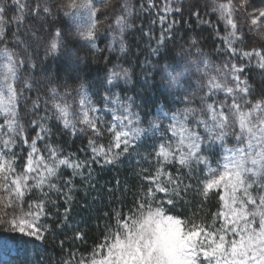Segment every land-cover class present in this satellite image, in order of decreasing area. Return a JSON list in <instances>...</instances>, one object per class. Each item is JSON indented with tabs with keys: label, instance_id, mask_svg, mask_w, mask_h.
Masks as SVG:
<instances>
[{
	"label": "snow or ice",
	"instance_id": "6c2138e0",
	"mask_svg": "<svg viewBox=\"0 0 264 264\" xmlns=\"http://www.w3.org/2000/svg\"><path fill=\"white\" fill-rule=\"evenodd\" d=\"M146 2L150 8L145 9L141 4L143 11L159 7L154 0ZM214 3L213 11L218 12L224 24L231 27L223 37L226 47L222 49L229 54L223 67L229 73L230 86L224 89L219 81H205L200 89L202 111L199 117L192 106H186L171 113L173 122L164 126L163 132H160L161 124L156 126L159 117L144 129L139 126L140 117L132 110L131 103L122 100L118 93L109 95L111 89L118 86L115 81L128 77V70L123 69L111 71L105 81L109 88L103 96V107H109L110 103L117 106L110 108L113 120L106 122L102 115H96L100 110L84 92L83 85L78 92L79 113L74 120L72 105L66 99H58V90L53 86L49 89L50 105L45 102L52 115L30 121L33 128L28 130L39 128V131L34 138L26 136L25 125L19 121V93L14 83L19 79V68L26 61L19 59L8 47H0V58L6 57L0 62V73L7 72L12 79V107L3 106L7 101L0 103V192L7 193V197L0 199L12 206L14 214L6 223L10 229L23 234L25 243L46 241V233L52 231L51 226L43 222L53 215L50 205H55V201L49 198L50 192L62 193L70 204L73 178L83 175V170L91 162L102 160L104 164H112L120 156L128 154L142 137L159 133L160 139L148 154L154 160L155 174L148 173L143 177L147 187L134 200L127 214L115 212L112 228L88 257L78 260V264H264V95L256 99L251 85L243 78L247 64L253 60L260 69H264V47L250 50L234 47L237 40L242 41L238 35L236 14L243 12L250 25L258 30L264 25V7H254L251 0H239L238 4L234 0H214ZM13 8L15 13L8 16ZM249 8L252 11H248ZM81 10L88 11L91 23L84 29L78 28L76 34L95 46L98 9L92 0H60L55 9L42 7L38 0H10V4L8 0H0V44L7 40L12 24L17 26L14 34L17 42L22 43L19 30L27 17L40 18L42 13L53 15L54 11L76 16ZM126 11L128 16L133 14L131 7ZM172 12L170 4L165 3L157 13L159 23H168L169 31L176 23L168 21V14ZM115 23L121 32L125 27H132L126 24L125 16H118ZM164 38L165 33H162L157 43L162 44ZM62 40V32L57 29L47 43L46 55L56 53ZM192 43L196 44L195 38ZM120 51H124L123 44ZM235 57L247 58V63L243 59L239 63L232 62ZM26 59L32 68L37 66L31 63V57ZM200 64L202 67L199 66L198 71L207 72L212 68L207 59L202 58ZM189 70V66L184 65L182 71L169 72L168 75L174 85L182 86L180 77ZM24 87L31 88L32 83L26 79ZM217 91L227 93L230 102L212 99ZM249 96L254 98L250 100ZM184 100L188 105L193 103L188 96ZM40 107L41 101L37 97L33 108L38 110ZM50 118L62 121L63 126L71 128L74 134L85 129L90 131L92 136L88 139V147L93 157L79 160L74 158V154L65 155L50 143H45L43 150L38 147V142L45 141L49 134L46 121ZM77 124L84 127L78 128ZM200 125H203V133L197 130ZM169 132L172 137L167 136ZM105 134L108 136L107 147L97 143ZM229 137H234L236 143L229 145ZM217 141L221 142L224 154L215 158L205 154ZM18 144L28 145L23 157H18L14 151ZM176 165L181 170L188 169V175L168 171L169 167ZM61 166L73 170L72 177L63 181L64 187L53 182L62 179ZM193 172L198 173L195 187L200 195L207 200L214 194L217 199V211L210 215V222L202 219L199 225L169 214L175 209L180 191L187 192L192 187L184 180L190 179ZM34 191L39 193L35 199L28 195ZM68 214L69 208L65 207L63 221H67ZM83 238L82 233L74 235V239Z\"/></svg>",
	"mask_w": 264,
	"mask_h": 264
},
{
	"label": "trees",
	"instance_id": "16d2710c",
	"mask_svg": "<svg viewBox=\"0 0 264 264\" xmlns=\"http://www.w3.org/2000/svg\"><path fill=\"white\" fill-rule=\"evenodd\" d=\"M8 2L10 4V0ZM38 2L42 7L55 9V5L60 0H38ZM92 2L98 9L95 15L97 21L95 46L76 34L71 16L55 11L53 15L42 13L40 18L27 17L19 30V40L22 43H18L14 35L17 33V26L10 25L7 40L0 44V47H8L19 59L26 61L18 70L19 79L14 82L19 93L17 108L19 121L25 125L26 136L34 138L39 131V128L28 130L33 128L30 121L52 115L51 108L46 107L45 104L47 102L50 105L49 100H45L49 95L50 87L53 86L58 92H63L64 97L68 99L72 89L83 85L88 90L94 105L100 110L97 114L102 113L109 118V115L101 112L103 96L109 88L105 81L111 71L123 69H130L129 76L115 81L118 86L112 88L109 93H118L122 100L132 104V110L140 117L139 126L144 129L148 128L150 121L156 119V109L159 105H164L172 113L186 106L201 107L199 97L202 95L200 89L204 82L201 73L193 68L187 82L182 81V86L178 85L174 94L166 95L167 90L162 89L165 78L163 70L166 67L171 70L173 64L187 65V61H191L192 64L199 61V66L202 67L200 61L204 58L212 65L208 71L215 74L217 67H223L228 61L229 54L222 51L226 47L223 37L231 31V27L226 26L219 18L218 12L213 11L210 2L154 0L159 7L150 11H143L140 8L141 4L145 9L150 8L146 0L125 2L124 0H92ZM235 2L239 3L237 0ZM165 3H169L173 8V12L168 14V21H176L171 31L168 30V23L161 24L158 20L159 8ZM127 6L133 9L131 16L127 15ZM14 13L13 8L7 15L11 16ZM243 15V12L236 14L240 21ZM118 16H125L126 24H131L132 27H125L121 32L115 23ZM57 29L63 35L61 46L56 53L46 55L47 43ZM254 30L256 29L238 26V35L242 37V41L237 40L234 47L245 50H250L256 47L255 45L264 47V41H258L252 35L253 32L249 33ZM162 33H165L164 41L158 44L157 41ZM193 38L196 40L195 45L192 43ZM121 44L124 45L123 52L120 51ZM197 48L200 49L199 52ZM25 49H28V52ZM68 53H73L76 58H70ZM27 57H31V63L37 65L35 68L27 62ZM241 59L247 63V58L242 57L232 58V62L239 63ZM3 60H6V57L0 58V62ZM255 63L256 61L253 60L247 64L243 78L247 79L254 90L255 98L259 99L264 95V69H260ZM185 74L187 75L188 72ZM26 79L32 83L31 88L24 87ZM229 82L231 83V80ZM185 88L187 91H184ZM185 96L193 101L191 105L186 104ZM37 97L41 101L38 110L33 108V101ZM253 98V96L248 97L250 100ZM212 99L230 102L228 94L223 91H217ZM169 123L170 120H164L161 116L160 132H163L164 126ZM46 124L50 130L49 134L45 141L38 142V147L42 150L45 143H50L54 147H59L65 155L74 154V158L79 160L93 157L88 147V139L91 137L89 133L74 134L65 130L55 118L48 119ZM197 130L203 133V125ZM167 136L172 137V134L169 132ZM159 139V133L155 135L149 133L136 141L128 154L120 156L112 164H104L102 160L91 162L83 170V175H76L73 178L74 187L70 193L72 196L70 204L66 202L62 193L50 192L49 198L55 201V205H50L53 215L43 221L52 228L51 232L46 233V241L28 244L25 243V238H22L23 234L0 232V235L7 233L6 237L18 246L25 247L20 249L19 255L14 256L7 264H78L81 257H88L114 225L115 212L121 211L127 214L134 200L138 199L147 187L143 177L148 173L155 174V168L152 166L154 160L148 154L152 152L154 143ZM235 143V138L229 137V145ZM101 144L107 147V134L101 139ZM27 150L26 144H18L14 149L18 157H23ZM205 154L213 158L217 155L222 156L224 149L221 142L213 143ZM61 168L62 179L53 181L58 187H64L63 181L71 178L73 171L64 166ZM168 171L174 174L181 173L182 176L188 175V169L181 170L178 165L169 167ZM197 174L193 172L190 179L184 180L185 184L192 187L187 192L180 191L175 209L169 214L176 215L190 224L199 225L202 219L210 222V215L217 211V199L214 194L207 200L200 195L195 187ZM28 195L35 199L39 193L34 191ZM3 196L7 197V193L0 192V197ZM65 207L69 208L67 221H63ZM54 221H63V223L57 224ZM0 229H5V226H0ZM77 232L84 234L82 240L74 239Z\"/></svg>",
	"mask_w": 264,
	"mask_h": 264
},
{
	"label": "rangeland",
	"instance_id": "374dc122",
	"mask_svg": "<svg viewBox=\"0 0 264 264\" xmlns=\"http://www.w3.org/2000/svg\"><path fill=\"white\" fill-rule=\"evenodd\" d=\"M125 1L126 0H124V2ZM206 1H207V3L210 2L212 8L215 7L214 0H206ZM237 1L239 2V0H237ZM221 2H223V0H221ZM251 2L254 5V7H256V8L264 7V3H261V0H251ZM234 3H236L235 0H234ZM126 5H128V4H126ZM248 11H252V9L249 8ZM237 14H239V12ZM218 16H219V13H218ZM70 18H71V22L74 25L76 31H77L78 28L79 29H84V28L88 27L90 25V23H91V20L89 18V13H88L87 10H81V12L78 13L76 16H71ZM235 20H236V23H237L238 26L245 27V29H247V28L253 29V27L248 22V18H247V16L245 14L242 17V21H240L237 16H235ZM247 33H248V30H247ZM249 33L250 34L252 33V35L255 36L258 41L259 40L264 41V39L261 38V34L264 33V28H259L258 30L256 29L254 31H249ZM255 46L258 47V48L260 47V46H257V45H255ZM25 51L28 52V49H25ZM68 55H69L70 58H74V59L76 58V56L73 53H68ZM80 87H81V85H79V86L75 87L74 89H72V91L69 94V98L68 99H66L64 97L63 92H58L59 95L57 97L58 99H66L67 103L72 105V108H73V119L74 120L76 119V117H77V115L79 113V104H78L79 95H78V92L80 90ZM84 92L87 93L89 99L93 103V100L91 99V97L89 95V92H88V90L86 88H84ZM111 94L112 93H109V95H111ZM51 99H52V97H51V94L49 92V95L47 96L45 101L49 100V103H51ZM111 107H117V106L112 104V103H110L109 107H102V109H101V112L102 111L105 112L106 115H109V118L107 116L103 115L102 113L101 114H97L96 113V115H98V116L102 115L106 122H107V119L109 121H111V117H112V120H113L114 116H113L112 112L110 111ZM156 113H157L156 118L157 117L161 118V116H162V118L164 120H170L171 123L173 122L172 116H171L172 112H170L164 105H159L158 108L156 109ZM166 113H167V116H165ZM58 122L61 124V126L65 130L72 131L71 128H65L63 126L62 121H58ZM77 127L78 128H82L84 126L80 125V124H77ZM83 132L89 133L90 136H92V133L90 131H88L87 129H85V131H83ZM79 133L80 132H77V134H79ZM98 141H99V144H101V139L98 140ZM98 141H97V143H98ZM0 198H4V196L0 197ZM11 209H12V206L10 204L4 202L3 199H0V226H3V225L5 226V229H0V232L1 233H4V232L11 233L12 232V233H16V234L20 235L21 233L10 229L8 224L6 223V221L8 219H11L13 214H14L13 210H11ZM16 214L18 215V213H16ZM6 216H7V218H6ZM7 233L0 235L1 236L0 237V264H7L14 256L19 255V250L20 249L25 248L24 246L22 247L21 245L18 246L13 241H11L8 237H6V235H8ZM36 242L42 243L43 241H36Z\"/></svg>",
	"mask_w": 264,
	"mask_h": 264
},
{
	"label": "clouds",
	"instance_id": "9594fccd",
	"mask_svg": "<svg viewBox=\"0 0 264 264\" xmlns=\"http://www.w3.org/2000/svg\"><path fill=\"white\" fill-rule=\"evenodd\" d=\"M261 28H264V25H262ZM261 38L264 39V33L261 34ZM186 64L189 66L190 70L187 75L184 74L183 76L180 77L181 82L182 81L187 82L188 78L192 75V69L194 68L196 72L201 73L202 76L204 77V82L202 83V85H204L205 81L212 80L213 82L219 81L224 89L230 86V82L227 79L229 73L225 67H217L216 73L213 74L211 71H207V72L198 71L199 61H197L196 64H192L191 61H187ZM184 65L185 64H179V65L173 64L171 66V70H169V68L167 67L163 70L165 73V78L162 83V89L167 90V92L165 93L166 95L174 94L178 86L172 83L171 77L168 75V73L172 72L173 74H175L176 72H180L183 70ZM127 70L129 76L130 69ZM11 86H12V79L10 74H8L7 72L0 73V103H2V101L8 102L6 104H3L4 107H12V94L10 91ZM184 91H187V88H185ZM192 108L194 109V112L197 115V117H199L202 108L196 106H192ZM159 124L160 121L157 123L156 126L159 127Z\"/></svg>",
	"mask_w": 264,
	"mask_h": 264
}]
</instances>
